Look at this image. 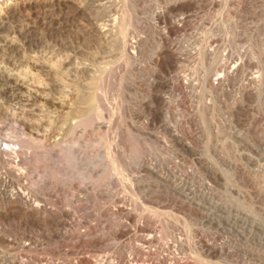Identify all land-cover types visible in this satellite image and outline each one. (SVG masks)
<instances>
[{
  "label": "rangeland",
  "instance_id": "1",
  "mask_svg": "<svg viewBox=\"0 0 264 264\" xmlns=\"http://www.w3.org/2000/svg\"><path fill=\"white\" fill-rule=\"evenodd\" d=\"M8 1L0 14L20 11L2 38L33 24L17 55L25 76L38 73L32 62L47 64L64 88L38 73L62 101L34 117L39 136L19 135L13 102L0 100V150L19 158L0 161V264H264V0H109L128 52L94 28L97 0ZM202 47L218 58L201 59ZM233 66L212 89L215 70ZM88 91L96 107L78 117Z\"/></svg>",
  "mask_w": 264,
  "mask_h": 264
},
{
  "label": "bare ground",
  "instance_id": "2",
  "mask_svg": "<svg viewBox=\"0 0 264 264\" xmlns=\"http://www.w3.org/2000/svg\"><path fill=\"white\" fill-rule=\"evenodd\" d=\"M111 1V0H110ZM124 1V0H123ZM130 1V0H129ZM175 1V0H174ZM215 1V0H214ZM213 1V2H214ZM222 1H224V0H222ZM3 2H4V0H0V6H1V8H2V6H3ZM8 2H10V0L8 1ZM81 2V1H80ZM93 2V1H92ZM95 2V1H94ZM97 6H98V8H97V6H96V4H95V6H96V8L98 9H96L97 10V12L100 10L101 12H102V14H100V12H99V14L100 15H103V16H101V17H103V19L101 18V20H99V22L100 23H98V24H96L95 25V23H93L94 24V28L97 30V32H99V36H101V38L103 39V41L105 42V43H110V42H113V43H111V44H114L113 45V47L115 46V45H117L118 46V48L117 49H119V50H124V51H127V49H126V46H127V44L128 43H126V37H125V35L124 34H126L125 32L124 33H122L123 31H121L122 29H123V21H122V18H124V17H122L121 16V14H119V13H117V8L114 6V5H112V4H110L109 3V0H97ZM114 2V1H113ZM233 2V1H232ZM237 2V1H236ZM45 3V2H44ZM82 3V2H81ZM119 3H121V2H119ZM118 3V4H119ZM133 3H134V1H133ZM228 3V2H227ZM11 4L12 3H10V6H11ZM23 4V3H22ZM25 4V3H24ZM52 4V3H51ZM116 4V3H115ZM131 4V3H130ZM210 4V3H209ZM212 4V3H211ZM220 4H221V1H220ZM4 5H6L5 3H4ZM7 5H8V3H7ZM133 5V4H132ZM229 5V4H228ZM232 5V4H231ZM230 5V6H231ZM9 6V5H8ZM18 6V5H17ZM25 6V5H24ZM51 6V5H50ZM83 6V5H82ZM131 6V5H130ZM221 6H223V5H221ZM120 7H123V6H120ZM127 7V6H126ZM0 8V9H1ZM8 8V7H7ZM6 7H5V9L3 8L2 10L4 11L3 13H1L0 14V64L2 65L3 64V66H1L0 67V100L1 101H4L5 102V100H6V102H8V101H12L13 103V105L11 104V103H9V104H11L12 106H13V111H14V114H15V119H16V121H17V123H19V132L18 133H20L19 135H22V134H25L24 132H25V128L27 127V129H28V131H29V134L31 133V134H33L32 136H39L40 135V133L39 132H42L43 131V129H42V131H40L39 130V124L37 123V121H38V119H37V121H36V119H34V117H37L38 116V113L39 112H41L42 111V109L43 110H49V109H51V110H55V108H58V107H60L61 106V103H62V101H61V103H60V99L59 98H54L53 97V95H57V93H55V94H53V91H52V93H51V91H50V87H49V85L50 84H48L47 82H49L48 81V79L47 78H42V77H40V73L39 72H42V75H43V73L45 74V75H48L49 77H50V82L49 83H52L53 82V84L55 85V87L58 89V90H61L62 88H64L63 86V83H64V81H63V83H62V81H60L59 80V74H58V71L56 72V71H54L52 68H50L49 66H47V64H42V63H37V62H32L31 63V68H33V70H36V71H38V73L40 74H38L39 75V77L38 76H35V74L36 73H34L33 74V76H35V77H33L32 76V80H35L34 82H36V84L35 85H33L34 84V82L32 83V80H30V79H28V76H25L26 75V72H27V69L26 70H24L25 68L24 67H26L27 65H29V64H26V62L27 61H25L24 63L26 64H24L23 63V61H20V60H22V59H20L19 57V59H17V55L18 54H21V56L23 55L24 56V53H23V51H24V47H25V45H26V42L29 40L28 39V34L30 33L29 32V30H30V26L32 27V25L31 24H29V27H28V25H27V27L26 26H18L19 24H17L15 27H8L9 28V32L7 31V29L5 30V31H7L9 34L7 35V37L6 38H2L1 37V33L2 32H4V31H2L3 30V28L5 27V23L7 24V22H9V21H7L8 19H11V18H9V17H14V14H15V11H16V9H18L17 7L15 8V7H11V8H8L7 9ZM85 8V7H84ZM221 8V7H220ZM49 9V8H48ZM47 9V10H48ZM90 9H93V8H91L90 7ZM117 9V10H116ZM127 9V8H126ZM47 10H45V11H47ZM18 11H20L19 9H18ZM50 11V10H49ZM90 11H92V10H90ZM0 12H1V10H0ZM17 14V13H16ZM91 14V13H90ZM125 15V14H124ZM20 16V15H19ZM166 16V15H165ZM51 17V16H50ZM30 18V17H29ZM28 18V19H29ZM55 19V18H54ZM14 20V19H13ZM127 20V19H126ZM28 21V20H27ZM50 21H51V19H50ZM128 21V20H127ZM25 22V21H24ZM33 22V21H32ZM35 22V21H34ZM96 22V21H95ZM98 22V21H97ZM13 23V22H12ZM125 23V22H124ZM130 23V22H129ZM10 24V23H9ZM27 24H28V22H27ZM35 24V23H34ZM125 24H127V22L125 23ZM8 25V24H7ZM15 25V24H14ZM11 26V25H10ZM13 26V25H12ZM36 26H37V24H36ZM127 26V25H126ZM35 27V26H34ZM33 27V28H34ZM45 27V26H44ZM35 30V29H34ZM95 30V31H96ZM125 30H126V27H125ZM92 31V30H91ZM32 32V31H31ZM34 32V31H33ZM6 33V32H5ZM209 34V33H208ZM5 35V34H4ZM32 35H34V34H32ZM206 35V34H205ZM31 36V35H30ZM208 36V35H207ZM202 37V36H201ZM32 38V37H31ZM206 40V39H205ZM31 41V40H30ZM200 41V40H199ZM20 42H22V44H20ZM128 42V41H127ZM138 42H139V40H137V41H134L132 44V51H131V53H128L129 55H130V57H131V59H133V58H135L136 56H137V54L140 52V49H141V46H140V48H139V46H138ZM212 42V41H211ZM24 43V44H23ZM98 43V42H97ZM105 43L103 44V45H105ZM204 43V42H203ZM255 43V42H254ZM36 44V43H35ZM111 44H109V45H111ZM142 44V43H141ZM198 44V43H197ZM206 44V43H205ZM259 44V43H258ZM28 45V44H27ZM106 45H108V44H106ZM201 45V44H200ZM256 45V44H255ZM196 46V45H195ZM202 46V45H201ZM27 47V46H26ZM41 47V46H40ZM109 48H110V46H108ZM255 47H257V46H255ZM42 48V47H41ZM104 48V47H103ZM111 48H112V46H111ZM128 48V47H127ZM130 48V47H129ZM219 48H220V46H219ZM26 49V48H25ZM46 49V48H45ZM116 49V50H117ZM192 49V48H191ZM201 49V48H200ZM213 49V48H212ZM212 49H209L208 47H202V50H201V52H200V54H202L201 55V59H202V57L203 58H206V55H212L213 56V51H214V49L212 50ZM258 49V48H257ZM30 50V49H29ZM47 50H48V48H47ZM115 50V51H116ZM118 50V51H119ZM193 50V49H192ZM250 50V49H249ZM254 50V49H253ZM259 50V49H258ZM102 51V50H101ZM107 51V50H106ZM105 51V52H106ZM118 51H116V52H118ZM255 51V50H254ZM26 52V51H25ZM35 52V51H34ZM44 52H46V51H44ZM120 53H121V51H119ZM118 52V53H119ZM128 52V51H127ZM96 53H97V51H96ZM108 53H111V52H108ZM119 53V54H120ZM216 52H214V54H215ZM251 53V52H250ZM257 53V52H256ZM27 54V53H26ZM36 54V53H35ZM34 54V55H35ZM39 54V53H38ZM43 54V53H42ZM51 54V53H50ZM112 54V53H111ZM188 54V53H187ZM219 54H221V53H219ZM264 54V53H263ZM32 55H33V53H32ZM33 55V56H34ZM110 55V54H109ZM116 55V54H115ZM191 55V57L193 56L192 54H190ZM258 55V54H257ZM26 56V55H25ZM28 56V55H27ZM52 56V55H51ZM101 56V55H100ZM123 56H125V54L123 55ZM139 56V55H138ZM216 56L217 57H214L213 56V58H215L214 60H216V58H218V55H217V53H216ZM220 56V55H219ZM261 56V55H260ZM42 57V56H41ZM48 57H49V55H48ZM55 57V56H54ZM57 57V56H56ZM127 57V56H126ZM252 57V56H251ZM264 57V56H263ZM30 58H32V57H30ZM106 58V57H105ZM138 58V57H137ZM162 58H164V57H162ZM23 59H25V57L23 58ZM41 59V58H40ZM59 59V58H58ZM112 59V58H111ZM168 59V58H167ZM208 59H210V57L208 58ZM212 59V58H211ZM242 59V58H241ZM26 60H28V59H26ZM36 60V59H35ZM43 60V59H42ZM47 60V59H46ZM117 60V59H116ZM205 60V59H204ZM213 60V61H214ZM227 60V59H226ZM37 61V60H36ZM49 61V60H48ZM51 61V60H50ZM61 61V60H60ZM59 61V63H61ZM64 61V60H63ZM113 61V60H112ZM125 61V60H124ZM131 61V60H130ZM170 61V60H169ZM201 61V60H200ZM247 61V60H246ZM28 62H31L30 60L28 61ZM40 62V61H39ZM43 62V61H42ZM53 62H55L54 60H53ZM109 62V61H108ZM198 62V61H197ZM203 62V61H202ZM216 62V61H215ZM217 62H219V61H217ZM46 63V62H45ZM49 63V62H48ZM112 63V62H111ZM114 63H115V60H114ZM127 63V62H126ZM131 63V62H130ZM174 63V62H173ZM207 63V62H206ZM236 63V62H235ZM24 64V65H23ZM50 64V63H49ZM55 64V63H54ZM105 64H107V63H105ZM110 64V63H109ZM132 64V63H131ZM130 64V65H131ZM172 64V63H171ZM171 64H170V66H171ZM203 64H204V62H203ZM215 64H218V63H215ZM221 64V63H220ZM244 64V63H243ZM62 65V64H61ZM70 65V64H69ZM87 65V64H86ZM104 65V64H103ZM206 65V64H205ZM58 66V65H57ZM57 66H56V68H57ZM60 66V65H59ZM58 66V67H59ZM73 66V65H72ZM83 66V65H82ZM106 66V65H105ZM135 66V65H134ZM231 66V65H230ZM99 67V66H98ZM97 67V68H98ZM107 67V66H106ZM130 67V66H129ZM213 67V66H212ZM220 67V66H219ZM61 68V67H60ZM87 68H88V65H87ZM91 67H89V69H90ZM131 68V67H130ZM133 68V67H132ZM215 68V67H214ZM230 68V67H229ZM21 69H23L24 70V72L23 73H21L20 72V70ZM58 69V68H57ZM66 69V68H65ZM68 69V68H67ZM66 69V70H67ZM77 69V68H76ZM107 69V68H106ZM220 69V68H219ZM236 69V67L235 66H233V67H231L230 68V70L228 71V68L226 69V68H223V70H221L220 71V73H218V71L217 70H215V73H213V75H214V79H213V81H212V83L210 84V86H211V88L212 89H215V88H217V87H222L223 85H224V82L226 81V79L229 77V75L234 71ZM22 70V71H23ZM28 70H30V69H28ZM59 70V69H58ZM61 70V69H60ZM102 70H104V69H102ZM204 70V69H203ZM240 70H242V69H240ZM68 71V70H67ZM73 71V70H72ZM76 71V70H75ZM80 71V70H79ZM86 71V70H85ZM88 71V70H87ZM106 71V70H105ZM205 71H206V69H205ZM217 71V72H216ZM236 71V70H235ZM30 72V71H29ZM32 72V71H31ZM33 72H35V71H33ZM90 72V71H89ZM96 72V71H95ZM98 72V71H97ZM104 72V71H103ZM63 73V72H62ZM86 73V72H85ZM91 73V72H90ZM102 73V72H101ZM134 73V72H133ZM212 73H210L209 74V76L210 77H212L211 75H212ZM32 74V73H31ZM30 74V75H31ZM36 74V75H37ZM80 74H82V73H80ZM98 74V73H97ZM28 75H29V73H28ZM67 75H68V73H67ZM89 75V74H88ZM96 75V74H95ZM101 75V74H100ZM206 75V74H205ZM234 75V74H233ZM79 76V75H78ZM103 76V75H102ZM208 76V75H207ZM261 76V75H260ZM31 77V76H30ZM48 77V78H49ZM93 77H95V76H93ZM96 78V77H95ZM209 78V77H208ZM208 78H205V80H208ZM230 78V77H229ZM92 79H94V78H92ZM176 79H179V78H176ZM73 80V79H72ZM97 80V79H96ZM185 80V79H184ZM205 80H204V82H205ZM228 80V79H227ZM248 80V79H247ZM261 80V79H260ZM52 81V82H51ZM186 81V80H185ZM200 81V80H199ZM175 82V81H174ZM178 82V81H177ZM176 82V83H177ZM187 82V81H186ZM254 82V81H253ZM62 83V84H61ZM87 83V82H86ZM67 84V83H66ZM93 84H95L96 85V83H93ZM177 84H179V82L177 83ZM176 84V85H177ZM183 84V83H182ZM199 84H201V83H199ZM205 84V83H204ZM227 84V83H226ZM249 84V83H248ZM71 85V84H70ZM89 85V84H88ZM90 85H92V84H90ZM89 85V86H90ZM100 85H101V83H100ZM51 86H53V85H51ZM179 86V85H178ZM255 86H257V85H255ZM49 87V88H48ZM66 88L68 87V86H65ZM86 87V86H85ZM92 87H94V86H91V88ZM102 87V86H101ZM53 89H54V87H52ZM83 88V87H82ZM88 88V87H87ZM90 88V87H89ZM89 88H88V90H89ZM97 88V87H96ZM100 88V87H99ZM69 89V88H68ZM85 89V88H84ZM101 89V88H100ZM204 89V88H203ZM206 89V88H205ZM260 89V88H259ZM67 89H65V91H66ZM93 90L94 89H92V91H91V89L89 90V91H91V92H93ZM218 90V89H217ZM254 90V89H253ZM252 90V91H253ZM68 91V90H67ZM66 91V92H67ZM70 91V90H69ZM73 91V90H72ZM71 91V92H72ZM85 91V90H84ZM87 91V90H86ZM88 91V92H89ZM99 92H101V90H98ZM97 91V92H98ZM214 91V90H213ZM216 91V90H215ZM228 91V90H227ZM54 92H56L55 91V89H54ZM61 93L60 94H63L62 93V91H60ZM64 92V91H63ZM66 92H64V93H66ZM91 92H89L88 93V95L86 96V98H83L82 99V102H79V101H77V103L79 102V104L77 105H75V115H76V113H77V115L76 116H78L79 117V115H81L82 113H83V111H87V109H89L88 111H90V110H92L94 107H96L95 105H94V103H96L95 101H94V96L92 95V94H94V93H92L91 94ZM206 92V91H205ZM72 93H75V92H72ZM84 93H87V92H84ZM105 93V92H104ZM202 93V92H201ZM221 93V92H220ZM59 94V93H58ZM69 94V93H68ZM99 94V93H98ZM101 94V93H100ZM65 95V94H64ZM70 96H71V93L69 94ZM77 95V94H76ZM95 95V94H94ZM97 95V94H96ZM213 95V94H212ZM215 95V94H214ZM218 95V94H217ZM62 96V95H61ZM60 95L59 96H56V97H61ZM108 96V95H107ZM62 97H64V96H62ZM77 97V96H76ZM99 97H101L100 95H99ZM207 97V96H206ZM67 99H69V96L68 97H66ZM65 98V99H66ZM95 98H97V97H95ZM103 98V97H102ZM108 98V97H107ZM112 98V97H111ZM64 99V98H63ZM72 99V98H71ZM106 99V98H105ZM213 99V98H212ZM217 99H218V97H217ZM74 100V99H73ZM202 100V99H201ZM98 101V100H97ZM205 101V100H204ZM72 102H74V101H72ZM72 102H70L71 104H72ZM99 102V101H98ZM111 102V101H110ZM2 103V102H1ZM1 103H0V105H1ZM63 103H64V101H63ZM103 103V102H102ZM112 103V102H111ZM8 104V105H9ZM99 104V103H98ZM159 104V103H158ZM105 105V104H104ZM162 105H164V104H162ZM202 105V104H201ZM63 106V105H62ZM98 106V105H97ZM3 107H4V105H3ZM9 107H11V106H8V108ZM103 107V106H102ZM163 107V106H162ZM203 107V106H202ZM68 108V107H67ZM107 108V107H106ZM114 108V107H113ZM161 108V107H160ZM5 109H7V108H5ZM12 109V108H11ZM59 109V108H58ZM58 109H57V111H58ZM60 109H61V107H60ZM96 109V108H95ZM8 110H10V108L8 109ZM97 110V109H96ZM100 110H101V108H100ZM208 110V109H207ZM206 110V111H207ZM86 111L84 112V114L86 113ZM104 111V110H103ZM107 111V110H106ZM109 111V110H108ZM52 112V111H51ZM94 112V111H93ZM157 112V111H156ZM3 113V112H2ZM5 113V112H4ZM11 115L13 116V112L11 111ZM47 113H49L48 111H47ZM55 113V112H54ZM10 114V113H9ZM46 114V113H45ZM51 114V113H50ZM79 114V115H78ZM83 114V115H84ZM87 114V113H86ZM85 114V115H86ZM93 114V113H92ZM53 115V114H52ZM91 115V113L89 114V116ZM2 116V115H1ZM57 116V115H56ZM63 116V115H62ZM88 116V115H87ZM59 117V116H58ZM86 117V116H85ZM95 117V116H94ZM97 117V116H96ZM2 118V117H1ZM14 118V117H13ZM88 118V117H87ZM6 119V118H5ZM39 119H41V118H39ZM59 119V118H58ZM76 119V118H75ZM80 119V118H79ZM78 119V120H79ZM90 119V118H89ZM92 119V118H91ZM14 120V119H13ZM43 120V119H42ZM48 120V119H47ZM64 120V119H63ZM85 120V119H84ZM87 120V119H86ZM7 121V120H6ZM40 121V120H39ZM45 121H46V119H45ZM54 121H58V120H54ZM62 121V120H61ZM74 121V120H73ZM80 121V120H79ZM42 122V121H41ZM77 122V121H76ZM76 122H75V124H76ZM61 123V122H60ZM80 123V122H79ZM43 124V123H42ZM49 124V123H48ZM64 124V123H63ZM82 124V123H81ZM10 125V124H9ZM46 125V124H45ZM88 125V124H87ZM18 126V125H17ZM50 126H51V124H50ZM74 126H76V125H74ZM80 126V125H79ZM78 126V127H79ZM46 127V126H45ZM53 127V126H52ZM58 127V126H57ZM83 127H85L84 126V124H83ZM18 128V127H17ZM24 128V129H23ZM75 128V127H74ZM2 129V128H1ZM46 129V128H45ZM77 129V128H76ZM23 130H24V132H23ZM47 130V129H46ZM75 130V129H74ZM85 130V129H84ZM12 131V130H11ZM45 131V130H44ZM55 131V130H54ZM257 131V130H256ZM1 132V131H0ZM9 132V131H8ZM18 133H17V135H18ZM5 134H6V131H5ZM11 134V133H10ZM30 134V135H31ZM44 134H45V132H44ZM50 134V133H49ZM52 134V133H51ZM78 134V133H77ZM102 134V133H101ZM16 135V136H17ZM48 135V134H47ZM83 135V134H82ZM96 135H99V134H96ZM3 136V135H2ZM23 136V135H22ZM26 137H27V135H25ZM44 136V135H43ZM104 136V135H103ZM102 136V137H103ZM6 137V136H5ZM18 137V136H17ZM21 137V136H20ZM3 138V137H2ZM10 138V137H9ZM21 138H23V137H21ZM29 140H32V137L31 136H29V137H27ZM36 138V137H35ZM40 138V137H39ZM72 138V137H71ZM77 138V137H76ZM82 138V137H81ZM97 138V137H96ZM24 139V138H23ZM60 139V138H59ZM73 139V138H72ZM103 139V138H102ZM11 140V139H10ZM15 140V139H14ZM20 140V139H19ZM33 140H35V139H33ZM58 140V139H57ZM80 140V139H79ZM97 140H99V139H97ZM13 141V140H12ZM24 141V140H23ZM37 141V140H36ZM102 141V140H101ZM6 142V141H5ZM17 142V141H16ZM15 141H14V144L16 143ZM30 142V141H29ZM38 142V141H37ZM39 142H40V140H39ZM55 142V141H54ZM98 142V141H97ZM100 142V141H99ZM7 143H9V142H7ZM11 143V142H10ZM20 143V142H19ZM34 144H35V142H33ZM57 142H55V144H56ZM59 143V142H58ZM75 142H73V144H74ZM3 144V143H2ZM34 144H32V145H34ZM63 144V143H62ZM76 144V143H75ZM74 144V145H75ZM6 145V144H5ZM4 145V146H5ZM13 144L11 143V146H12ZM16 145H18V144H16ZM31 145V144H30ZM35 146V145H34ZM64 146V145H63ZM63 146H62V148H63ZM76 146H77V144H76ZM13 147H16V146H13ZM29 147V146H28ZM2 148H3V146H2ZM25 148V147H24ZM33 148H35V147H33ZM77 148V147H76ZM27 150V149H26ZM8 151V152H7ZM17 152V151H16ZM16 152H15V150H13V149H11V148H9V147H6L5 146V148H3L2 149V151L0 150V161H1V159L3 158V160H4V162H3V164L5 163H7V160H9L8 161V163L9 164H15L14 165V167L15 166H17L18 165V163H19V158H18V156H17V154H16ZM20 152V151H19ZM24 152V151H23ZM27 152V151H26ZM19 154V153H18ZM27 154V153H26ZM24 155V154H23ZM28 156V155H27ZM2 157V158H1ZM22 157V156H21ZM31 157V156H30ZM9 158V159H8ZM2 160V161H3ZM32 162V161H31ZM28 165V164H27ZM6 166H8V165H6ZM9 167V169H8V171H9V173H11V174H13V175H16V176H14V177H16V179L17 180H20L21 178H22V175H20L21 173H19L18 174V171L13 167V166H8ZM21 167V166H20ZM31 168V167H30ZM3 169V168H2ZM24 169V168H23ZM113 169V168H112ZM5 170V169H4ZM2 171V170H1ZM6 173H7V171H6ZM2 175H0V183L2 184V185H4V184H7V180L8 179H5L4 177H1ZM4 176V175H3ZM13 177V178H14ZM11 179H12V177H11ZM22 181V180H21ZM25 182V181H24ZM6 188V187H5ZM9 189V188H8ZM11 189V188H10ZM18 190V189H17ZM22 192H23V190H22ZM25 192V191H24ZM141 195V194H140ZM9 197H10V199H14V198H17V199H21V201L25 198L24 197V195L22 194V193H18V194H16V193H10L9 195H8ZM142 196V195H141ZM145 197V196H144ZM15 200V199H14ZM11 201V200H10ZM18 203V202H17ZM35 203V202H34ZM7 204V203H6ZM33 204V203H32ZM35 205V204H34ZM38 209V208H37ZM34 210H36V209H34ZM33 211V210H32ZM31 212V211H30ZM45 212V211H44ZM49 212V211H48ZM49 214V213H48ZM52 215V214H51ZM31 218V217H30ZM36 218V217H35ZM20 219V218H19ZM22 219V218H21ZM33 222V221H32ZM38 222V221H37ZM39 223V222H38ZM203 245V244H202ZM205 245V244H204ZM202 248V247H201ZM219 248V247H218ZM220 249V248H219ZM206 251H207V253H209L210 255H215V254H217V249L216 248H210V247H207L206 248ZM221 255V254H220ZM6 257V256H5ZM4 261V260H3ZM10 261V260H9ZM1 262V261H0ZM8 264V263H7ZM92 264V263H91ZM95 264V263H94Z\"/></svg>",
  "mask_w": 264,
  "mask_h": 264
}]
</instances>
